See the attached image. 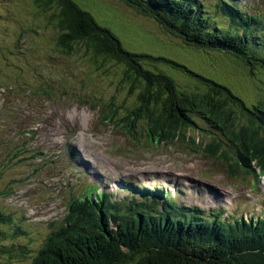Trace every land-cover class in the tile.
<instances>
[{
    "label": "rangeland",
    "instance_id": "rangeland-1",
    "mask_svg": "<svg viewBox=\"0 0 264 264\" xmlns=\"http://www.w3.org/2000/svg\"><path fill=\"white\" fill-rule=\"evenodd\" d=\"M74 1L89 11L98 24L108 28L125 49L166 57L204 75L202 57L196 59L191 48L160 38L163 33L156 26L130 13L120 2ZM212 3L213 0L204 2L210 8ZM247 3L262 6L264 0H248ZM35 4L34 0H0V46L5 49L4 57L0 58L3 68L0 70V83L11 87H0V211L13 212L16 220L19 218L16 215L24 212L26 218L37 222L23 223L22 220L26 230L24 239L15 238L12 245L24 243L32 250L45 246L52 229L49 223L62 217L66 199H63L61 183L69 186L66 181L74 179L68 173L60 175L59 172L66 148L73 149L82 161L76 165L73 163L75 167H83L82 164L86 163L91 170L105 173L112 180L168 183L172 187L184 188V198L186 191L203 194L206 190L207 193L215 192L210 194L218 202L244 199L250 209L264 201V191L250 190L251 177L244 173L232 174L238 168L234 144L240 145L239 150H246L240 142L248 144L251 133L256 131L254 121L238 117L244 115H239L231 104H225L222 110L228 117L227 128L224 127L228 138L221 136L213 140L209 148L217 161L192 152L190 142L160 145L150 150L143 129H138L135 139L126 135L120 126L105 125L100 119V107L94 105L107 101L112 94L120 103L134 101L133 97L126 95V89L120 83L121 68H97L83 58L79 50L68 58L60 56L55 50H50L48 54L44 49L51 45L50 40L44 43L36 32L43 31L38 36L44 38L47 34L55 35V29L46 24L41 15L36 20L38 8ZM219 55L215 58L234 62ZM4 61L9 64L6 70ZM159 65L178 85L190 89L200 87L173 67ZM28 72L31 73L28 75ZM233 73L237 79L241 75L248 79L240 72ZM212 76L227 83L233 92L243 97L264 101V92L255 88L257 82H252L251 87L232 77L222 80ZM40 85H44V89L51 88L49 95L42 92ZM133 104L136 105L135 102ZM261 145L254 148L248 145V151L264 160V141ZM149 175H160L157 178L161 179ZM20 177L24 178L28 187L20 185L23 181ZM12 188L16 189L15 195L11 194ZM5 253L0 255V264L34 262L33 255L21 258L20 252L14 251L15 259Z\"/></svg>",
    "mask_w": 264,
    "mask_h": 264
},
{
    "label": "trees",
    "instance_id": "trees-1",
    "mask_svg": "<svg viewBox=\"0 0 264 264\" xmlns=\"http://www.w3.org/2000/svg\"><path fill=\"white\" fill-rule=\"evenodd\" d=\"M117 1L148 18L170 40L190 46L191 50L204 54L207 60L217 62L215 56L219 52L231 55L241 65L249 67L252 75L255 71H264V33L258 32L256 18L242 17L233 2L226 1V5L220 8L229 20L227 26L222 27L215 24L211 10L202 6V0ZM34 2L38 18L41 15V19L55 29V48L68 56L79 50L80 55L97 68H121L120 83L136 105L127 112L122 106H114L111 110L114 116L118 115L119 109L123 110L121 120L126 132L130 133L137 126L135 120L140 118L158 135L172 140L193 124L192 115L204 123V127L212 129L210 131L227 134L228 117L223 110L229 103L239 115L251 116L256 131L262 136L258 137L253 131L248 144H240L245 149L252 145L253 148L262 146L264 106L246 105L225 84L180 62L125 49L108 28L98 24L92 14L74 0ZM159 64L173 67L184 77L204 86V90L177 85ZM108 106L112 108L113 105L103 103V107ZM197 128L202 129L200 125ZM241 160L243 166L253 173L250 168L253 159L245 156ZM132 214H136L135 209L123 212L117 218ZM220 214L215 213L214 220L202 217L189 220L165 210L157 216L145 215L150 222L156 223V231L150 232L146 223L139 225V220L132 216L121 224L122 228L120 225V232H117L107 225V216H99L92 207L82 206L75 215H70L71 218L74 216L73 221L59 224L45 246L32 250L22 244L12 245V240L23 232L21 221L24 216L15 214L19 217L16 220L12 213L0 211V255L6 252L10 258H15L14 251H19L21 258H27L35 254L33 264H264V224L258 230L251 229L252 226L242 219L228 221ZM126 223L127 231L124 228ZM122 244H128L130 250L123 252Z\"/></svg>",
    "mask_w": 264,
    "mask_h": 264
},
{
    "label": "bare ground",
    "instance_id": "bare-ground-1",
    "mask_svg": "<svg viewBox=\"0 0 264 264\" xmlns=\"http://www.w3.org/2000/svg\"><path fill=\"white\" fill-rule=\"evenodd\" d=\"M173 198H176V196L175 195H173ZM176 218V217H175ZM185 222V221H184ZM186 224V223H185ZM184 226H186V225H184ZM191 229V228H190ZM211 237V236H210ZM252 242V241H251ZM228 245V244H227ZM246 245V244H245ZM256 246H257V244H256ZM247 247V246H246ZM248 247H250V246H248ZM221 254H222V252H221Z\"/></svg>",
    "mask_w": 264,
    "mask_h": 264
}]
</instances>
